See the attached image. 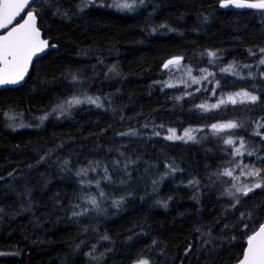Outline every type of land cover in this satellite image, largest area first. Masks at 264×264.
Here are the masks:
<instances>
[{
    "label": "trees",
    "instance_id": "obj_1",
    "mask_svg": "<svg viewBox=\"0 0 264 264\" xmlns=\"http://www.w3.org/2000/svg\"><path fill=\"white\" fill-rule=\"evenodd\" d=\"M124 2L133 7L110 6ZM221 3L96 0L82 11L81 0L35 5L44 37L58 49L35 64L23 87L0 91V264H238L250 234L243 224L253 226L239 213L264 219V187L241 196L236 208L227 194L257 179L241 175L245 165H260L264 178V13ZM173 58L199 83L167 86L173 68L163 67ZM233 64L258 71L254 78L222 71ZM238 92L258 99L212 107ZM73 97L84 102L52 112ZM229 122L239 126L212 129ZM169 129H195V139H166ZM229 137L235 145L225 143ZM241 139L242 156L235 153ZM81 168L86 176L76 175ZM225 170L239 179L220 175ZM192 180L199 184L189 186ZM92 196L102 214L86 203ZM84 208L87 215L72 216Z\"/></svg>",
    "mask_w": 264,
    "mask_h": 264
},
{
    "label": "snow or ice",
    "instance_id": "obj_2",
    "mask_svg": "<svg viewBox=\"0 0 264 264\" xmlns=\"http://www.w3.org/2000/svg\"><path fill=\"white\" fill-rule=\"evenodd\" d=\"M32 7H29V0H4L3 4H0V29L9 28V26L13 23V21L16 19L17 16L25 9L29 8L28 12L26 13L27 19L23 20L22 23L16 24L15 27H12L9 29V31L4 34L0 35V87L5 85H17L20 84V82L24 79V76L26 75L29 66L32 63L33 57L37 56L38 53L44 51V49L48 46V41L46 39H41L40 30L36 27V19L37 16L35 14V5L37 3H46L50 4L51 0H31ZM96 0H81V11L88 7L90 4H94ZM144 3V0H140V4L142 5ZM234 6L238 9H256L260 10L262 13H264V0H252V2H248V0H222L221 7H229ZM110 6L119 7L122 9H131L133 7L132 4H129L127 2L124 3H113ZM66 15V14H65ZM162 28H167L168 25H160ZM155 30V29H154ZM52 47H56L55 44L52 45ZM260 53H264V48L259 49ZM250 55H255L256 53H253L251 49H249ZM207 56L215 58L217 56V53L214 51H208L206 53ZM180 59L182 58H173L170 59L167 63L164 64V68H168L169 65L178 64L180 62ZM259 64L264 65V58H261L258 61ZM233 65H229V67L222 69L224 72H232L233 71ZM244 67H251L250 65H244ZM114 70V69H113ZM249 76H253V74L249 73ZM261 76L264 77V73H261ZM75 77H73V80L75 81ZM196 83H199V81H195ZM170 86V85H169ZM255 87V85H253ZM215 95V93H213ZM236 97H246L248 102L255 103L258 99V96L253 95L249 92H238L234 95L228 96L227 100L224 98H221L219 101V104L213 105L212 107L218 108L220 104H236L237 100ZM88 103L96 104L97 107H103L101 103H98L99 98L92 99L91 97L86 98ZM81 99L78 97H73L71 100L64 101L63 104H58L55 108L52 109V112H59L60 115H63L67 112L68 108H71L73 106L79 105L83 103ZM241 103H244V100L240 101ZM201 108H205V105H199ZM207 110V109H206ZM13 110H9V113H12ZM4 113L2 110H0V116H3ZM48 115H51V113H48L47 115L41 116L38 119L43 122L48 118ZM9 120H15L16 115L9 114L8 115ZM9 127L15 128L17 127L16 124H9ZM20 127H24L26 125L20 124ZM239 125H237L234 122H229L227 124H220V125H213L212 129L214 132H222L226 129H235ZM147 127V125H145ZM163 127V125H161ZM259 127V125H258ZM171 135L167 136L166 139L173 140V139H179L184 140L185 137H187V140H194L195 137L191 135L192 130H186L184 131L183 136H177L174 129L168 130ZM136 132H125L120 133V135H136ZM255 135H259V132L254 133ZM155 135H160L159 132H156ZM185 140V142H187ZM225 143L232 146L235 145L236 141L232 138H227L225 140ZM245 148L244 141L241 139L239 142V147L235 148L236 155H244V153L241 151V149ZM249 156L255 155L254 151L248 152ZM69 161H64V165H68ZM119 163V162H117ZM239 166V165H238ZM127 168V163L125 164V169ZM171 168V166H170ZM245 168H247V165H245ZM95 171V169H92ZM177 169L171 168L172 172H175ZM89 169L81 168L76 172L77 176H86L88 174ZM104 179L111 183V176L108 174L107 167H104ZM12 173H9V176H11ZM130 175V173H129ZM220 175L227 176L231 179L238 180V176H233V172L231 170H225L224 172L220 173ZM247 175L251 177L257 178L255 182L249 186V185H240L237 186L236 184L232 185V188L235 189V191H232V189H229L228 195L233 198V204L231 205L232 208H236L237 205H240L241 203V196H248L250 192H252L254 189H259L264 187V178H261V168L253 167L247 171ZM3 177H0V180H2ZM163 179V178H162ZM81 183H85L84 181H81ZM120 183H124V181H120ZM155 183V182H154ZM199 181L192 180L190 181L189 186L198 185ZM92 181L89 180L86 182V186H91ZM98 189H100V182L99 180L96 181L95 185ZM155 191V189H154ZM239 194V195H238ZM98 195L100 197H104L105 193L103 189L99 190ZM124 202V196H121L120 199H113L112 200V206L113 207H119ZM87 204H90L92 206V210L96 211L99 214H102L104 209L100 207V201L97 200L95 196H92L87 199ZM158 204H161L163 207H167V201H160L157 200ZM76 208H79L80 205H75ZM4 208L0 207V219H2ZM89 209L84 208L82 211L77 212L73 211L72 216H81V215H87ZM240 220H248L252 221L253 226L250 227L249 223H244L243 228L245 230L249 231L248 239H247V250L245 253H242L241 261L238 262V264H264V219L260 221H256L253 219V215L251 212L245 214L244 212L239 213ZM199 231V229H197ZM103 240H108L109 237L107 235L102 236ZM93 251H95V246H93ZM0 255H3V253H0ZM90 258L97 259L96 257L92 256V252H89L87 254ZM137 264H149V261L147 259H140L137 261Z\"/></svg>",
    "mask_w": 264,
    "mask_h": 264
},
{
    "label": "rangeland",
    "instance_id": "obj_3",
    "mask_svg": "<svg viewBox=\"0 0 264 264\" xmlns=\"http://www.w3.org/2000/svg\"><path fill=\"white\" fill-rule=\"evenodd\" d=\"M171 68L173 69L169 72L168 79L166 82L167 86L186 85L188 88H191L197 84L195 81H197L198 78L194 77L192 72L189 71L187 68L183 66H176V65L171 66L169 69ZM257 71L258 69H255L254 71L252 69L237 70L233 68V71L230 73L234 74L235 76H243V75H249V73L254 75L257 73ZM231 95H234V94H225L221 96V98H224L225 100H227L228 96H231ZM236 100H237V103H240L241 100L247 101V98L246 97H236ZM228 104H231V103H228ZM188 130H192L191 135L194 136L196 130L195 129H188ZM183 134L184 132L180 135L176 133L177 136H183ZM169 135H171V133L168 131L166 133V137ZM173 140H178V139H173ZM185 140H187V137H185L183 141ZM187 141H190V140H187ZM253 167L260 168V165L253 163V164L247 165V168H245L244 166L242 169L241 175L244 177H251L247 175V171Z\"/></svg>",
    "mask_w": 264,
    "mask_h": 264
},
{
    "label": "water",
    "instance_id": "obj_4",
    "mask_svg": "<svg viewBox=\"0 0 264 264\" xmlns=\"http://www.w3.org/2000/svg\"><path fill=\"white\" fill-rule=\"evenodd\" d=\"M3 2H4V0H0V4H3ZM29 7H32V2H31V0H29ZM222 8H224V9H228V10H235V11L247 10V8L238 9V8H235L234 6H231V5H230L229 7H227V8H225V7H222ZM28 10H29V8H25V9L19 14V16L16 17V19H15V20L13 21V23L9 26V28L0 29V35H4V34H6V33L9 31L10 28L15 27L16 24H18V23H22L23 20L27 19L26 13L28 12ZM252 10H256V9H252ZM35 14H36V12H35ZM36 16H37V14H36ZM36 27L40 30L41 39H46V40L48 41V46L44 49V51L38 53L37 56L33 57L32 63H31V65L29 66L28 71H27L26 75L24 76V79L20 82V84H17V85H5V86H2V87H0V91H3V90H16V89H19V88L23 87V86L27 83V81H28V79H29V76H30V74H31V72H32L33 67L35 66V64H37L40 60H42L43 57H44L46 54H48L50 51H53V50H57V49H58L57 46H56V47H52L51 40H49V39H47V38L44 37V33H43V31H42V30L40 29V27H39V20H38V17H37V19H36ZM174 65H175V64H174ZM171 66H173V65H169L168 68H170ZM168 68H164V67H163V70H167ZM246 250H247V245H246V248H245L244 253L246 252ZM240 261H241V260H240ZM240 261H239V262H240Z\"/></svg>",
    "mask_w": 264,
    "mask_h": 264
}]
</instances>
